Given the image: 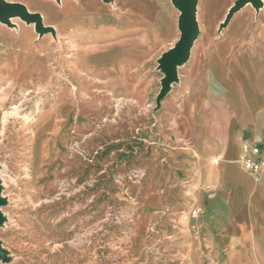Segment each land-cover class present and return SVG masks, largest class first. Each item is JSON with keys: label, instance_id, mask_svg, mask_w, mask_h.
I'll return each instance as SVG.
<instances>
[{"label": "rangeland", "instance_id": "rangeland-1", "mask_svg": "<svg viewBox=\"0 0 264 264\" xmlns=\"http://www.w3.org/2000/svg\"><path fill=\"white\" fill-rule=\"evenodd\" d=\"M8 1L22 2L41 15L37 5L42 0ZM44 1L62 6L61 0ZM71 1L98 24L89 39L81 29L75 36L99 49L111 37L106 16L114 19L120 8L114 0ZM237 1L198 0L200 31L188 59L177 67V80L165 92L159 59L180 37L175 29L179 12L170 0L163 42L140 40L133 32L119 39L126 46L152 47L143 59L145 48L128 50L125 55L131 59L121 62L125 74L95 70L93 65L116 68V57L103 47L86 53L58 34L53 26L57 18L43 22L56 33L18 18L11 20L13 26L0 23V264H229L223 250L213 249L221 247L201 231L210 224L191 214L199 207L193 195L210 189L198 187L204 168L190 174L189 160L181 166L172 159V121L188 83L186 69L195 58L206 63L223 38L216 47L219 55L234 37L257 43L264 3L259 9L247 3L228 16ZM62 8L64 12L66 6ZM124 13L117 16L121 27L129 26ZM16 28L28 31L29 44L16 37ZM236 47L231 59L235 78L242 64ZM210 110L216 124L221 123L223 111L217 104ZM240 156L227 162L248 174ZM223 162L214 157L208 168ZM221 213L223 219L207 232L216 242L232 245L239 239L237 221Z\"/></svg>", "mask_w": 264, "mask_h": 264}, {"label": "crops", "instance_id": "crops-1", "mask_svg": "<svg viewBox=\"0 0 264 264\" xmlns=\"http://www.w3.org/2000/svg\"><path fill=\"white\" fill-rule=\"evenodd\" d=\"M126 1L125 8L122 7L124 9L118 6V13L120 15L125 12L122 18L129 26H120L117 13L114 19L104 15L109 20L108 28L112 26V32L102 47L116 57L114 66H119L105 69L104 66L99 68L93 65L95 70L112 74L127 73L122 61L129 58L125 53L133 47L145 48L140 59L146 57L152 49L150 45L126 46L122 43L123 40H119L130 32L139 34L140 40L154 39L157 44L166 39V0ZM131 1L133 2L129 4ZM140 2H143L142 5ZM100 17L102 14L99 19ZM145 24L151 28H146L148 26ZM108 28L103 30L107 31ZM175 29L177 30V19ZM62 35L76 41L86 53L94 54L102 49L86 44L78 36L71 35V31L62 32ZM220 43H224V38L209 53L206 63L200 62V58H195L186 69L188 83L183 87L179 114L172 121L176 142L175 155L171 157L181 166L189 160L192 165L187 172L190 174L197 168L199 172H202L203 168L206 170L204 181L198 178L197 183L198 187L208 188L210 191L208 193L199 190L197 195H193V204L202 206L203 212L199 218L211 227L201 231H204L217 247H221L213 249L223 250L229 264H264V169L259 176L248 173L249 176L240 171L239 166L235 167L227 162L237 159L241 154L244 139L261 142L259 146L264 156V23L257 30L256 44L250 41L240 42L234 37L227 44L224 54L219 55L216 47ZM237 45L241 48L242 64L241 73L235 78L231 70V59ZM216 104L223 111V119L217 124L212 117L213 111L210 110ZM198 156L201 159H198ZM214 157H219L224 162L219 168L216 163L208 168L209 161ZM220 211L228 213L232 220L237 221L236 232L239 239L232 245L228 242H216L207 232L208 229L213 231L218 221L223 219V213ZM202 215H205L204 220ZM210 217L212 219H209Z\"/></svg>", "mask_w": 264, "mask_h": 264}, {"label": "water", "instance_id": "water-1", "mask_svg": "<svg viewBox=\"0 0 264 264\" xmlns=\"http://www.w3.org/2000/svg\"><path fill=\"white\" fill-rule=\"evenodd\" d=\"M171 2L179 12L177 26L180 31V37L174 47L169 52L164 53L159 59V67L165 73L163 78L164 92L172 81L177 80L176 67L188 59L192 43L199 32L196 21L197 0H171ZM247 3H250L256 9L261 8L263 4L262 0H238L230 9L228 16ZM13 17H20L28 22L35 21L37 24L39 22L38 16L28 14L21 3L0 0V21L6 22ZM2 202L0 199V204Z\"/></svg>", "mask_w": 264, "mask_h": 264}, {"label": "bare ground", "instance_id": "bare-ground-1", "mask_svg": "<svg viewBox=\"0 0 264 264\" xmlns=\"http://www.w3.org/2000/svg\"><path fill=\"white\" fill-rule=\"evenodd\" d=\"M8 1V0H7ZM55 1H57V2H59L60 0H55ZM103 1H105V2H110V0H103ZM171 1V0H170ZM212 1V0H211ZM263 1V3H264V0H262ZM12 2V1H11ZM42 2H43V4H39V5H37V6H39L40 7V9L42 10L41 11V15H40V13H38V12H32V11H29V9H28V7H27V5L26 4H24V3H22V2H19V3H21L24 7H25V9H26V11H27V13L28 14H31V15H37L38 16V18H39V22H38V24L35 22V21H32V22H28V21H26V20H24V19H22V18H20V17H13V18H10L9 20H7L6 22H0L1 24H5V25H7V26H13V24L11 23V20L12 19H15V18H18V19H20L21 21H23L25 24H27V25H29V24H33L34 25V27H36L37 29H50L51 31H53L54 33H56L55 32V29H54V27H52V26H45L44 24H45V18H48V19H50V21L51 22H53V19H59V21H55V22H53V26H55V28H56V30H58V34L60 35V34H62V32H65V31H67L68 29H69V31H71V35H73V36H75L76 34H77V31H79L80 29L83 31V32H86L87 33V35H85L86 37L84 38V39H89L88 37H89V32H91V31H94V30H96V25H97V21H96V18L93 16V15H91V14H83L82 12H81V10H80V8H79V6H77V4H75L73 1H71V0H61V5L62 6H66V9L64 10V12H63V8H62V10H61V7L62 6H58L57 5V3H52V2H50V1H44V0H42ZM114 2H115V4L117 5V6H120L121 8L122 7H124L125 8V5H127V1L125 2V0L124 1H122V0H114ZM133 1H131L129 4H131ZM144 2H146V1H144ZM215 2V1H214ZM141 3H143V2H140V4ZM172 3V2H171ZM213 3V2H212ZM28 5H33V4H37V3H32V2H30V3H27ZM114 4V5H115ZM135 4V3H134ZM145 4V3H144ZM214 4V3H213ZM142 5V4H141ZM147 5H149V3L147 4ZM150 5H151V3H150ZM172 5H173V3H172ZM132 6V5H131ZM247 6V5H246ZM152 7V6H151ZM173 7L175 8V6L173 5ZM124 8H122V9H124ZM146 8V7H145ZM149 8V7H148ZM205 8V7H204ZM264 8V7H263ZM105 10H108L109 8L108 7H106V8H104ZM131 9H132V7H131ZM138 9H140V8H138ZM143 9V8H142ZM176 9V8H175ZM211 9V8H210ZM135 10V9H134ZM149 10H151L150 8H149ZM148 10V11H149ZM136 11H138V10H136ZM257 11H259V10H257ZM139 12V11H138ZM152 12V11H151ZM197 12H198V0H197V9H196V21H197V25H198V29H199V31H200V27H199V23H198V20H197ZM211 13V12H210ZM135 14V13H134ZM136 14H138V13H136ZM151 14V13H150ZM214 14H215V12H214ZM204 15V14H203ZM44 17L43 19H42V17ZM163 17V16H162ZM205 17V16H204ZM212 18V17H211ZM142 19V18H141ZM150 19H151V17H150ZM205 19V18H204ZM43 22H44V24H43ZM211 22V21H210ZM212 23H214V22H212ZM129 25V24H128ZM40 26V27H39ZM13 31H14V33H15V35H16V37L17 36H19V37H22V38H24L25 39V41H27V43L29 44L30 43V41H31V38H27L28 37V31L27 30H25V29H22V28H16V29H13ZM7 32V31H6ZM4 34V33H3ZM6 34V33H5ZM4 34V35H5ZM10 34V33H9ZM14 35V34H13ZM27 35V36H26ZM0 36H2V35H0ZM26 36V37H25ZM11 37V36H10ZM5 38H8V37H5ZM93 38V37H92ZM226 38V37H225ZM9 39V38H8ZM10 40H11V38H10ZM2 41V40H1ZM194 42V41H193ZM192 45H193V43H192ZM115 58V57H114ZM112 60V59H111ZM238 61H239V59H238ZM240 63V62H239ZM238 64V63H237ZM234 65V64H233ZM178 67V66H177ZM177 67H176V70H177ZM239 67V66H238ZM241 67V66H240ZM177 78H178V74H177ZM40 150V148H39V145H37L36 146V148H35V150H33V152H35L36 154L38 153V152H40L39 151ZM40 156V155H39ZM241 156H242V152H241ZM240 156V157H241ZM35 162V161H34ZM0 188H1V180H0ZM2 198V196H1V194H0V199ZM3 220H4V218H3V214H2V212H1V204H0V222L1 223H3ZM188 226H189V224H188ZM187 226V227H188ZM199 227H202V225H199ZM201 230V229H200Z\"/></svg>", "mask_w": 264, "mask_h": 264}, {"label": "built area", "instance_id": "built-area-1", "mask_svg": "<svg viewBox=\"0 0 264 264\" xmlns=\"http://www.w3.org/2000/svg\"><path fill=\"white\" fill-rule=\"evenodd\" d=\"M243 169L251 174H260L264 169V156L257 143L244 139L242 141V156L239 159ZM193 217H199L201 208L196 207L191 211Z\"/></svg>", "mask_w": 264, "mask_h": 264}, {"label": "trees", "instance_id": "trees-1", "mask_svg": "<svg viewBox=\"0 0 264 264\" xmlns=\"http://www.w3.org/2000/svg\"><path fill=\"white\" fill-rule=\"evenodd\" d=\"M260 147V146H259Z\"/></svg>", "mask_w": 264, "mask_h": 264}]
</instances>
